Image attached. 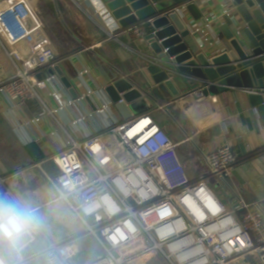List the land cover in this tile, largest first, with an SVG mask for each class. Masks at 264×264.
Here are the masks:
<instances>
[{"label": "built area", "instance_id": "1", "mask_svg": "<svg viewBox=\"0 0 264 264\" xmlns=\"http://www.w3.org/2000/svg\"><path fill=\"white\" fill-rule=\"evenodd\" d=\"M101 15L107 40L121 32L143 42V25L121 30L108 14ZM0 48L14 70L0 84V96L7 100L37 102L55 117L91 97V90L75 99L65 97L52 88L57 81L54 73L42 75L56 57L30 0H0ZM88 74L86 68L78 72L79 77ZM45 92L55 103L52 109ZM107 107L85 113L72 124ZM186 122V141L192 142L199 130ZM58 123L67 135L64 147L33 167L42 173L53 202L61 203L101 245L103 254L88 264H145L158 254L169 264H233L245 256L264 264L261 208L242 205L239 216L208 185L209 178L224 181L232 175L237 156L230 145L201 152L205 174L192 178L178 156V144L147 113L97 128L77 140ZM6 184L7 179L0 177V204L24 207ZM0 240L8 247L5 252L0 246V264H71L78 254L75 237L51 239L40 226L29 228L16 241L2 235Z\"/></svg>", "mask_w": 264, "mask_h": 264}, {"label": "crops", "instance_id": "2", "mask_svg": "<svg viewBox=\"0 0 264 264\" xmlns=\"http://www.w3.org/2000/svg\"><path fill=\"white\" fill-rule=\"evenodd\" d=\"M30 2L51 34L56 57L54 66L43 68L42 75L54 73L57 81L52 88L65 97L75 99L88 90L93 92L91 97L66 108L55 117L37 102L19 104L0 96V177L7 179L6 187L24 207L37 209L35 214L44 231L43 228L50 229L70 215L61 203L53 202L52 191L42 173L33 167L64 147L67 135L58 121L76 140L97 128L124 122L126 120L122 119L114 105L109 104L105 86L120 77L143 85L150 77L142 60L143 52L148 50L143 42L121 32L117 33L116 39H106L99 0H52L51 7L47 6V0ZM199 5L208 24L194 22L188 14L184 17L190 20L192 27L189 28L196 47L207 55H213L222 49L224 43L214 26L225 20L223 12H229L230 0H201ZM79 26L82 31H72L71 28L78 29ZM84 68L89 70V74L79 77L78 72ZM13 74V67L0 48V84ZM190 84L195 89L200 86L197 82ZM191 85L188 88H192ZM200 93L203 94L201 98L198 97ZM44 96L48 107L54 108L55 103L48 92ZM103 105L108 106L105 112L95 114L80 124H72L74 119ZM139 109L133 111L131 108L132 117L147 113L153 118L156 112H164L168 116L170 125L163 126V129L178 144V156L192 178L205 174L201 152L223 144L230 145L237 156L232 175L224 181L209 178L208 182L213 184L216 191H219L220 184L224 185L225 194L217 197L237 215L243 213L239 210L242 205H258L264 215V152L259 151L264 148V129L244 94L231 89L220 92L215 87H204L175 103L169 99L151 107L142 103ZM186 121L194 123L199 130L192 142L186 141ZM15 126L20 129L15 131ZM240 143H244V152ZM32 145L43 158L33 160L27 150ZM44 233L58 240L76 237L68 236L63 231L53 238ZM0 246L5 252L8 251L1 240ZM233 264L258 263L253 256H247Z\"/></svg>", "mask_w": 264, "mask_h": 264}, {"label": "water", "instance_id": "3", "mask_svg": "<svg viewBox=\"0 0 264 264\" xmlns=\"http://www.w3.org/2000/svg\"><path fill=\"white\" fill-rule=\"evenodd\" d=\"M99 2L102 13L121 30L146 27L143 44L148 50L142 60L150 80L139 85L120 77L104 88L122 119L132 117L131 107L137 103L148 107L167 99L175 103L204 87H215L220 92L231 89L244 94L264 129V0H230L225 20L214 26L224 43L213 55L196 47L192 25L184 17L188 14L192 21L208 24L200 9L201 0ZM190 82L200 86L195 89ZM240 148L244 152V143ZM259 151L264 152V148Z\"/></svg>", "mask_w": 264, "mask_h": 264}, {"label": "rangeland", "instance_id": "4", "mask_svg": "<svg viewBox=\"0 0 264 264\" xmlns=\"http://www.w3.org/2000/svg\"><path fill=\"white\" fill-rule=\"evenodd\" d=\"M51 1L52 0H47V6L49 5L51 7L52 5ZM38 16L43 23L41 16L39 14ZM80 27L81 26H79L78 29L76 28H71V29L72 31L77 33L83 30V29H80ZM44 28H45L46 33L51 39V34L49 30L46 27ZM139 104H142V103H137L133 105L131 107L132 110L133 111L140 110ZM153 116H154L153 117L154 121L160 127L163 128V126L165 125H170L169 124L170 119L168 118V116H166L164 112H156L155 114H153ZM208 185L210 186L212 191L216 194V196H223L225 194V187L223 184H220L219 191H216L214 189L213 184L208 183ZM88 222L90 224H93L92 219H88ZM53 224H56V222H53ZM43 229L49 236L52 235V238L56 234L61 233L62 231L65 232L68 236H76L75 243L78 248V254L74 260L70 261L71 264H88V263L95 261V259L98 256L103 254V249L101 245L99 244V242L96 240V238L93 235L87 233L84 225L75 216L71 214L63 222H60L56 225H52L50 229L48 228H43ZM246 257L247 256H245V258ZM145 264H169V263L165 260V258L161 254H158L156 256L149 258Z\"/></svg>", "mask_w": 264, "mask_h": 264}, {"label": "clouds", "instance_id": "5", "mask_svg": "<svg viewBox=\"0 0 264 264\" xmlns=\"http://www.w3.org/2000/svg\"><path fill=\"white\" fill-rule=\"evenodd\" d=\"M35 211L15 203L0 204V235L16 241L29 228L39 226Z\"/></svg>", "mask_w": 264, "mask_h": 264}, {"label": "trees", "instance_id": "6", "mask_svg": "<svg viewBox=\"0 0 264 264\" xmlns=\"http://www.w3.org/2000/svg\"><path fill=\"white\" fill-rule=\"evenodd\" d=\"M144 29L146 30L145 26H144ZM27 150L30 153V155L32 156L33 160H39V159L43 158V156L38 153L37 148L35 146H33V145L29 146L27 148ZM255 154H257V153H255ZM255 154H253V155H255Z\"/></svg>", "mask_w": 264, "mask_h": 264}]
</instances>
